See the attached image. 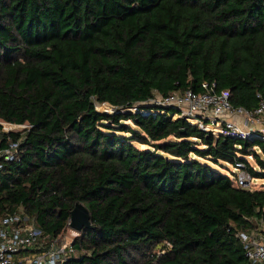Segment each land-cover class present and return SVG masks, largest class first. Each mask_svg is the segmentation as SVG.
Segmentation results:
<instances>
[{"label": "trees", "instance_id": "1", "mask_svg": "<svg viewBox=\"0 0 264 264\" xmlns=\"http://www.w3.org/2000/svg\"><path fill=\"white\" fill-rule=\"evenodd\" d=\"M213 82L235 107L264 101V0H0V120L27 125L0 124V148L19 144L0 218L22 208L58 237L83 203L66 264H247L237 233L264 221V187L210 162L264 179V141L140 111Z\"/></svg>", "mask_w": 264, "mask_h": 264}, {"label": "built area", "instance_id": "2", "mask_svg": "<svg viewBox=\"0 0 264 264\" xmlns=\"http://www.w3.org/2000/svg\"><path fill=\"white\" fill-rule=\"evenodd\" d=\"M215 87L216 83L213 82L204 83V90L200 92L188 89L163 95L155 91L149 105L157 109L140 111L144 114L159 112L172 119H184L216 139L235 137L264 141V101L251 110L235 107L231 103L230 91H216ZM98 107L107 113L117 110V106L108 102L100 103ZM18 145V142L10 141L0 148V170L5 163L15 159ZM257 148L254 147L255 150ZM233 165L234 185L251 188L256 178L246 164L237 160ZM66 230L67 233L53 237L39 227L24 209L8 212L0 218V264H63L76 254L72 244L79 235L68 226ZM237 238L244 248L247 264H264V221L254 229L239 231Z\"/></svg>", "mask_w": 264, "mask_h": 264}, {"label": "rangeland", "instance_id": "3", "mask_svg": "<svg viewBox=\"0 0 264 264\" xmlns=\"http://www.w3.org/2000/svg\"><path fill=\"white\" fill-rule=\"evenodd\" d=\"M99 107L97 104L98 111L105 112L102 108H99ZM136 109L137 108H131V109L123 110V111L136 110ZM0 123L6 131H13V132H22L27 126V125L12 124V123H8V122H4L2 120H0ZM126 123L131 124L130 121H127ZM141 147L143 148V146H141ZM257 151L262 156V158H264V155L261 153V151L259 149ZM248 160H250V162H252L254 165H256L254 162L253 156H248ZM207 162H210V161H207ZM210 165L217 172H220L224 175H229V176H231V178L234 177L233 174H235V171H234V165L232 163L226 162V161H220L219 163L210 162ZM263 187H264V179L256 178V181H254L252 188H263ZM65 232L67 233V230Z\"/></svg>", "mask_w": 264, "mask_h": 264}, {"label": "water", "instance_id": "4", "mask_svg": "<svg viewBox=\"0 0 264 264\" xmlns=\"http://www.w3.org/2000/svg\"><path fill=\"white\" fill-rule=\"evenodd\" d=\"M67 226L78 233L82 232L84 229L92 228L90 212L83 203L77 202L75 204ZM63 264H66V261H64Z\"/></svg>", "mask_w": 264, "mask_h": 264}]
</instances>
